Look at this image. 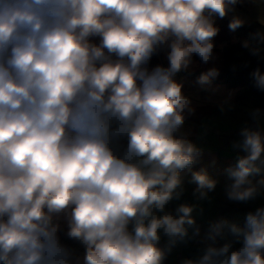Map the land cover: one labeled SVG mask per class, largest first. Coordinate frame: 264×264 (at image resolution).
I'll list each match as a JSON object with an SVG mask.
<instances>
[{
    "label": "clouds",
    "instance_id": "clouds-1",
    "mask_svg": "<svg viewBox=\"0 0 264 264\" xmlns=\"http://www.w3.org/2000/svg\"><path fill=\"white\" fill-rule=\"evenodd\" d=\"M243 2L0 0V264H164L200 235L199 205L166 210L184 193L182 174L197 200L218 183L193 170L203 149L182 131L195 108L175 76L194 56L216 59L215 18L230 16L235 32L250 22ZM259 22L242 46L264 59ZM161 51L167 66L149 69ZM218 75L208 68L197 83L216 91ZM252 77L264 90L260 67ZM249 115L232 144L243 154L224 170L233 202L264 193V112ZM62 225L82 255L61 242ZM203 239L202 255L182 264H264V206L242 226L210 222Z\"/></svg>",
    "mask_w": 264,
    "mask_h": 264
},
{
    "label": "rangeland",
    "instance_id": "rangeland-1",
    "mask_svg": "<svg viewBox=\"0 0 264 264\" xmlns=\"http://www.w3.org/2000/svg\"><path fill=\"white\" fill-rule=\"evenodd\" d=\"M237 13L247 17L249 21L264 19V2L261 0H244L242 4L237 6ZM226 18L230 20L231 17ZM233 40H236L235 37ZM95 42H98V38ZM214 54L216 59L206 65L198 59L194 60V65L188 72L196 73V75L180 72L175 76V79L183 83V91L191 98L195 108L194 114L186 118L182 129L183 132L188 133L190 140L203 149V154L198 162L193 165V170L206 169L210 176L217 179L218 183L215 190L208 193V199L197 200L193 195L195 185L188 183L190 173L182 174L184 175V193L180 200L170 202L166 210L174 212L180 203L199 205V208L203 209V213L201 214L198 208L193 215L201 232L199 236L178 243L167 255L165 264H182L185 259H196L202 255L203 249L207 245L203 237L210 222L227 219L242 226L249 211H255L257 207L264 206V193L247 203L230 201L225 194V185L229 181L224 170L235 163L238 154H243L239 150L233 149L232 144L240 139L239 131L246 122L251 123L249 113L254 109L251 105L237 101V89L229 88L218 79L212 82V88L217 89L216 91L201 89L197 83L200 74L211 67L220 71L219 68L223 65L220 50L218 49ZM229 93L233 94L231 104L234 107L232 110L222 113L219 104L228 97ZM62 228H64L63 225ZM189 235L191 237V230ZM166 242L167 238L162 235L160 244L164 246ZM224 242L221 240L218 243ZM239 247L240 244H234L233 250ZM83 251L80 252L81 255Z\"/></svg>",
    "mask_w": 264,
    "mask_h": 264
},
{
    "label": "trees",
    "instance_id": "trees-1",
    "mask_svg": "<svg viewBox=\"0 0 264 264\" xmlns=\"http://www.w3.org/2000/svg\"><path fill=\"white\" fill-rule=\"evenodd\" d=\"M215 23L219 28V33L214 38V52L220 50L223 65L219 68L221 74L218 71L219 75L213 81L218 79V81H223L229 88L237 89V101L251 105L253 109L259 108L264 112V90L256 87L252 77V72L257 67H260L261 71L264 72V59L253 57L249 50L242 46V42L250 39V34L261 27L260 22L251 20L235 32L229 29V19L227 18H215ZM234 37L235 41L233 40ZM261 47L264 48V45H261ZM165 54V51H161L159 54L154 55L148 65L149 69L158 64L166 67L168 61ZM193 59L199 60L196 56ZM245 64H247V67L244 66ZM182 73L196 75V73L188 71H182ZM65 230V228H62L60 232L61 242L74 249L79 255L83 250L82 246L68 239L64 235Z\"/></svg>",
    "mask_w": 264,
    "mask_h": 264
},
{
    "label": "built area",
    "instance_id": "built-area-1",
    "mask_svg": "<svg viewBox=\"0 0 264 264\" xmlns=\"http://www.w3.org/2000/svg\"><path fill=\"white\" fill-rule=\"evenodd\" d=\"M161 246H163V245H161ZM166 261H167V257H166V259H165V261H164V264L166 263Z\"/></svg>",
    "mask_w": 264,
    "mask_h": 264
},
{
    "label": "crops",
    "instance_id": "crops-1",
    "mask_svg": "<svg viewBox=\"0 0 264 264\" xmlns=\"http://www.w3.org/2000/svg\"><path fill=\"white\" fill-rule=\"evenodd\" d=\"M177 254V253H176ZM81 255V254H80Z\"/></svg>",
    "mask_w": 264,
    "mask_h": 264
}]
</instances>
